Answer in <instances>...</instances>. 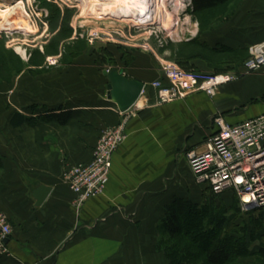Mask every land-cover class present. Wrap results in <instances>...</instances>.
<instances>
[{"label":"crops","instance_id":"1","mask_svg":"<svg viewBox=\"0 0 264 264\" xmlns=\"http://www.w3.org/2000/svg\"><path fill=\"white\" fill-rule=\"evenodd\" d=\"M237 3L228 23L220 24L216 34L203 35L209 46L264 42V0ZM137 54L133 62L92 66L93 77L75 74L76 83L64 87L68 91L12 100L11 117L34 118L60 106L72 118L64 126L45 120L8 126L14 139L0 143V208L11 234L0 243V264H170L158 250L164 208L176 198L200 202L209 196L193 181L186 154L205 150L216 115L237 124L264 114V75L239 77L213 97L194 92L157 105L152 83L164 82L163 73ZM113 68L144 85L138 102L125 113L107 98L103 71ZM124 121L125 139L113 155L103 193L75 207L62 180L64 170L89 162L101 131ZM19 129L30 134L26 142L15 141ZM37 185L51 189L39 207L31 196Z\"/></svg>","mask_w":264,"mask_h":264},{"label":"rangeland","instance_id":"2","mask_svg":"<svg viewBox=\"0 0 264 264\" xmlns=\"http://www.w3.org/2000/svg\"><path fill=\"white\" fill-rule=\"evenodd\" d=\"M5 1L0 0V2ZM23 1L26 11L32 18L36 17L37 14H42V19L48 23L47 31H41L42 27L39 25V31H37L35 36L31 35L29 37L26 45L19 43V46L22 45L21 48L25 51V57L16 51L17 46L10 47L8 45L12 40L11 38H17L22 41L25 35L23 32V34L19 31H14L10 35L5 32L0 34V132L2 134L0 143H9L8 139L10 141L14 139L8 133V126L11 115L15 112L12 104L16 98H23L24 94L43 95L44 97L54 96L59 89L64 90V87H67L68 84L71 87L73 83H76V81L73 82L75 74L80 79L82 77H93L96 73H93L92 66L98 65L102 68L104 65L112 66L119 61L133 62L137 52L141 53L139 56L143 55L150 60L154 68L160 70L161 73H163L162 63L168 62L179 69L203 75H230L236 78L253 74L264 75L261 71L246 72L245 62L252 58L249 50L246 52L218 54L208 52L195 45H187L188 42L197 38L201 41L207 38L203 37L204 34H216L217 27L220 24L230 21L233 12L238 7V0H232L225 5L197 15H194L193 7L186 6L185 2L187 0H181L180 3L183 5V9L172 13L178 19V27L174 26L173 29L174 32L178 31V33L176 32L179 36L177 40L173 39L168 32L162 30L158 32L155 29H150L151 35L144 36V30L128 20L125 21L124 29L122 28L124 36L116 32L107 31L102 24L99 25L98 35H96L95 27L84 24L83 26H77L74 36L71 25L77 13L75 9H61L59 4H56L53 0H32V8H30L26 3L27 0ZM2 23L3 21L0 19V24ZM106 26L108 25L106 24ZM43 33H46L45 36ZM200 33L203 35H200ZM106 34L112 35L113 39L120 43L109 42L105 36ZM37 38L43 39L42 45H38L36 42ZM204 42L207 44L208 41L205 39ZM146 46L152 48L153 52L145 49ZM129 51L132 52L129 53ZM52 58L57 59L51 60ZM65 90L68 91L67 89ZM32 115L30 116L32 117ZM27 125L30 126L29 124ZM16 136V142L18 140L26 142L30 138V134L21 129L16 131ZM24 141L20 142L25 143ZM208 197L203 196V200L200 202L193 201L192 203L204 205L211 202L219 207L221 203L230 199L228 196L223 199L221 197ZM224 204L229 206L227 202ZM239 215L240 217L235 222L237 226L248 223V215L244 212ZM257 215H259L258 218L261 225L255 230H257L258 234L264 235V209L259 211V213L253 214L254 217ZM250 216L252 215L250 214ZM189 222L185 220V228L190 227ZM160 234L161 236L163 235L161 232ZM263 240L264 237L261 236V239L251 243L250 247L255 248L263 244ZM164 248L165 244L161 240L158 243V250L164 253L168 261ZM196 251L194 247L192 252L195 253ZM245 261L249 264H264V259L259 258Z\"/></svg>","mask_w":264,"mask_h":264},{"label":"built area","instance_id":"3","mask_svg":"<svg viewBox=\"0 0 264 264\" xmlns=\"http://www.w3.org/2000/svg\"><path fill=\"white\" fill-rule=\"evenodd\" d=\"M185 3L192 7L190 0ZM105 36L111 43H120L110 34ZM145 49L153 52L149 46ZM248 50L252 58L245 62L246 72L264 73V42L252 45ZM161 68L164 82L152 83L157 105L183 99L194 92L213 97L219 87L238 79L230 75L185 71L168 62L162 63ZM212 122L215 132L207 141L205 150L186 154L193 180L215 196L234 195L241 212L264 209V114L237 124H228L224 117L216 115ZM124 128L125 121L116 128L102 130L91 160L69 165L64 170L62 180L74 195L75 207L103 193L113 155L125 139ZM10 234L8 219L0 209V243Z\"/></svg>","mask_w":264,"mask_h":264},{"label":"trees","instance_id":"4","mask_svg":"<svg viewBox=\"0 0 264 264\" xmlns=\"http://www.w3.org/2000/svg\"><path fill=\"white\" fill-rule=\"evenodd\" d=\"M230 1L232 0H191V3L193 13L197 15L225 5ZM200 35L203 34L200 33ZM187 45H195L208 52L218 54L246 52L248 50V47L232 48L226 45L211 47L199 38L188 42ZM62 109L59 106L34 118L15 113L9 124L13 128H18L23 124L31 125L40 120H45L64 126L70 122L72 114L70 111H63ZM2 162L3 158L0 155V169ZM226 196L230 198L226 201L229 206L224 204L226 202L221 203L218 207L211 202L200 205L176 198L164 208L160 231L163 234L161 240L165 244L164 250H166L165 254L170 264H249L245 260L264 259V243L255 248L250 247L251 243L261 239V236L264 237L255 230L261 225L259 215L253 216L263 209L245 213L249 217L248 223L237 226L235 222L241 213L237 198L230 193L222 196L209 193V197L213 198L221 197L223 199L227 198ZM185 220L190 221L189 228H185ZM194 247L197 250L195 253L192 252Z\"/></svg>","mask_w":264,"mask_h":264},{"label":"bare ground","instance_id":"5","mask_svg":"<svg viewBox=\"0 0 264 264\" xmlns=\"http://www.w3.org/2000/svg\"><path fill=\"white\" fill-rule=\"evenodd\" d=\"M53 1L56 2V4L58 3L61 9L67 8L77 11L71 25L74 36L77 31V26H83L84 24L95 27L97 31L96 35L99 34V25L102 24L107 31L116 32L124 36L122 32L126 24L125 21L128 20L135 26H138V28L143 29L144 36L151 35L150 29H155L158 32H161V30L168 32L175 40L179 37L178 34H176L178 31H173L174 26H177L178 19L174 17L172 13L179 12L183 9V5L180 3L181 0ZM71 1H73V3H71ZM26 3L28 7L32 8V0H27ZM0 19L3 21V23L0 24V34L5 32L7 35H10L14 31L23 32L25 34L22 41L17 38H11L12 40L8 43L10 47L17 46L16 51L23 57H25V51L21 46L26 45L31 35H36L37 31L40 29L38 26L40 25L42 27V29H40L41 31H47L48 23L42 19V14H37L36 17L32 18L26 11L23 0H6L5 2H0ZM106 24L108 26H106ZM42 40L43 39L40 38L36 39L38 45H42ZM19 43L22 45L19 46ZM56 59L57 58H52L51 60Z\"/></svg>","mask_w":264,"mask_h":264},{"label":"water","instance_id":"6","mask_svg":"<svg viewBox=\"0 0 264 264\" xmlns=\"http://www.w3.org/2000/svg\"><path fill=\"white\" fill-rule=\"evenodd\" d=\"M103 75L108 82L107 98L114 103L120 113L129 111L140 99L144 85L135 80L127 79L116 68L104 70ZM50 191V187L45 185H37L31 190V196L36 207L42 205Z\"/></svg>","mask_w":264,"mask_h":264}]
</instances>
